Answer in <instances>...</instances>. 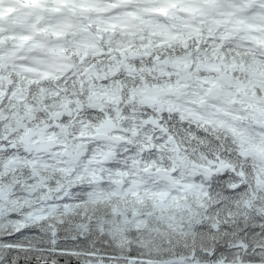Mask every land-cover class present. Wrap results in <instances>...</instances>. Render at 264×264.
Wrapping results in <instances>:
<instances>
[{"label": "trees", "instance_id": "obj_1", "mask_svg": "<svg viewBox=\"0 0 264 264\" xmlns=\"http://www.w3.org/2000/svg\"><path fill=\"white\" fill-rule=\"evenodd\" d=\"M201 46L197 41L185 48L157 42L150 55L147 51L145 59L133 65L109 60L108 67L99 68L98 73L116 80L99 83L116 86L117 92L125 94L134 84L152 83L149 68L175 50L185 55ZM242 59L250 69L262 68V63L245 53ZM11 69L0 66V78L21 86L23 96L0 101V132L7 133L9 116L19 114L18 109L30 107L38 121L43 114L53 113L57 102L76 108L70 113L74 117L66 129L69 136L84 134L80 123L103 118V113L77 108L86 100L88 83L79 88L81 82L64 86L67 81L54 84L47 79L31 85L27 76ZM119 117L127 119L128 114L125 111ZM101 147L98 151V144H81L71 155L72 163L63 158L58 166L45 168L36 161L30 164V154L23 150L22 159L13 167L0 170V186L9 190L4 194L11 201H2L6 209L0 211V264H264V194L253 193L252 184L230 191L226 181L215 179L205 197L184 193L180 201L199 202L194 209L180 208L175 202L160 209L152 199L154 194L133 187L138 175L128 164L123 166L122 160L113 158L104 164L102 181H93L91 174L103 162L91 172L84 168L86 159L77 156L82 150L86 157L104 153ZM6 151L10 148L1 153ZM159 152L156 144H150L143 155L156 166L168 167L170 158ZM118 173L125 174L122 188L114 185ZM41 180L40 192L46 193L48 202L64 195V203L57 211L33 219L28 214L35 207L26 205L24 198Z\"/></svg>", "mask_w": 264, "mask_h": 264}, {"label": "rangeland", "instance_id": "obj_2", "mask_svg": "<svg viewBox=\"0 0 264 264\" xmlns=\"http://www.w3.org/2000/svg\"><path fill=\"white\" fill-rule=\"evenodd\" d=\"M241 26L242 28L244 29V37L246 39H249V38H256L257 37V34L259 32V26L261 24V19L262 17H259L257 16L255 13H253V15H250V16H244V17H241ZM244 23L247 24V26L250 24L251 27H246V25H243ZM251 29H253L251 31ZM181 75L182 73H185L184 70H181ZM183 76V75H182ZM184 78V77H183ZM138 99H142L146 102H149L150 105L153 107L155 105H159V107L161 106V104L159 103V101H164L166 102V100H164V93L162 91L160 92H157V91H154L153 88H149L147 90H142V91H139L138 93ZM175 96H177V92L175 91ZM20 129H23L22 126H20ZM261 134H263V132L260 131ZM257 146V144L255 145ZM262 152L264 153V144L262 145H258L255 150H249V154H253V156L255 155L257 157V159L259 160V162L261 163L262 160H263V155H262ZM257 154H259L260 156H257ZM195 173V171H194ZM194 174H193V171L191 172V177H193ZM174 201L176 203V205L180 208H188L189 206H191V209H194V204L195 203H198L199 202H191V204H189L187 201H180V200H177L176 198L173 200L171 198H169V200L167 199L166 200H163L161 201L160 203H158L156 205L157 208H160V209H164L166 208L167 206L171 207V201ZM38 215V213H37Z\"/></svg>", "mask_w": 264, "mask_h": 264}]
</instances>
